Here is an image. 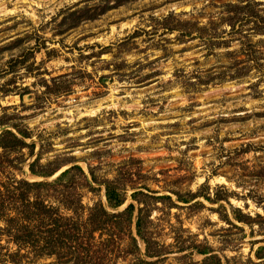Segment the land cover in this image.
I'll list each match as a JSON object with an SVG mask.
<instances>
[{"label":"rangeland","instance_id":"rangeland-1","mask_svg":"<svg viewBox=\"0 0 264 264\" xmlns=\"http://www.w3.org/2000/svg\"><path fill=\"white\" fill-rule=\"evenodd\" d=\"M6 130L22 143L0 137V264L78 263L47 254L55 226L26 220L18 180L83 232L133 204L83 264H264V0H0Z\"/></svg>","mask_w":264,"mask_h":264},{"label":"trees","instance_id":"trees-1","mask_svg":"<svg viewBox=\"0 0 264 264\" xmlns=\"http://www.w3.org/2000/svg\"><path fill=\"white\" fill-rule=\"evenodd\" d=\"M4 135H8L12 137V141L21 144L22 141L18 139L15 135H13L10 131L6 130L0 133V137H3ZM2 146H5V144L2 143ZM70 169H66L61 174L56 178L55 182L61 181V179L67 175ZM32 173L38 174L41 176H46V175H51V172H46V171H35L31 170ZM17 183L22 184L23 186L26 187V197L23 200H26V220L30 221V214H37V215H42V217H48L51 219L52 223L54 224L55 228L52 229L55 232L50 233L48 232V236L50 238L51 245L49 250L47 251V254L53 255L57 254V251L65 248L68 250L71 248L72 251L76 254L77 256V264H83V260L87 256L86 254L89 252V248L87 246V242L90 245V240L92 238V234L96 230H100V228L107 225V222L110 221V226L115 230L116 228H119V225H121L122 222L126 221L130 223L132 221V216H133V204L129 203L121 212L118 213H112L108 214L104 211L102 207H100V211L104 213V217L106 218H93V221L95 223V227L89 230L87 232L80 231L76 224L72 222V218L70 219H63L61 216H58L56 213L55 215H51L49 213V210L44 207L43 202L37 198L33 201H29V194L31 192V188L33 187H42L44 185H47L46 182H28L24 180H18L15 181ZM24 187V189H25ZM119 187L116 185V183L112 181H107L105 183V196H106V201L109 206L111 207H118L122 203V197L119 193ZM35 194V193H34ZM35 197H38V193L35 194ZM57 215V216H56ZM92 217H88V220H91ZM135 225V230L138 236H140L143 239V232H142V226H143V220L141 216H137L136 220L134 222ZM29 223H26V238L30 236L29 233ZM25 233V231H24ZM114 234V233H112ZM120 235V234H119ZM25 236V235H24ZM111 238V237H110ZM113 239H111V242ZM145 245H146V255H149V252L147 253V250L149 249L148 247V242L144 239ZM196 252L200 254H207L210 253V250L206 246H195ZM97 255L95 258H99L101 256L99 251H94ZM100 254V255H99ZM150 256V255H149ZM205 259L210 263V264H221L220 258L214 254H208Z\"/></svg>","mask_w":264,"mask_h":264}]
</instances>
